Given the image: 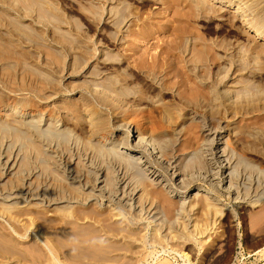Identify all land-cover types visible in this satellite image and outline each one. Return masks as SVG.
Returning <instances> with one entry per match:
<instances>
[{"label": "rangeland", "instance_id": "rangeland-1", "mask_svg": "<svg viewBox=\"0 0 264 264\" xmlns=\"http://www.w3.org/2000/svg\"><path fill=\"white\" fill-rule=\"evenodd\" d=\"M251 25L264 30V0H0V264H264V40ZM129 127L161 143L163 166L195 187L191 207L104 227L84 218L94 206L43 208L83 196L68 172L92 184L101 169L83 151L106 152L97 136L131 144ZM218 133L228 193L206 178ZM21 193L26 208L4 201Z\"/></svg>", "mask_w": 264, "mask_h": 264}, {"label": "bare ground", "instance_id": "bare-ground-1", "mask_svg": "<svg viewBox=\"0 0 264 264\" xmlns=\"http://www.w3.org/2000/svg\"><path fill=\"white\" fill-rule=\"evenodd\" d=\"M238 10L236 9L235 12ZM234 12V13H235ZM250 32L254 33L257 38L264 40V30L256 25H251L249 28ZM13 113L19 115L17 108L12 107ZM27 116V115H26ZM27 118V117H25ZM50 121L53 122L54 126L60 127V120L58 117H50ZM131 135V144H117L113 141H108L107 139L97 136L96 140L98 142H103V147H105L106 152L96 151L86 149L83 151L81 158L84 164L91 168H100V173L94 182L89 183L86 181V175H76L73 169L68 172L69 182L73 186H77L80 190L84 191L83 196L78 198H71L65 200L60 198L59 201H46L44 200L43 208L51 211L53 206H61L62 204L68 205H80L85 206V210H89L90 207L94 206L98 210L99 216H86L84 218L92 221L93 225L104 227L108 222H121L120 224L128 221L133 225L136 220H141L149 225L153 223H161L163 218L158 211V205H167L170 212H174L176 216L181 215L186 206H190V199L192 198L191 192L195 189L194 186L189 183L186 185L184 176H181L180 172L169 171V168L163 166L161 162L162 156V145L161 143H156L155 139L151 135H146L147 133H142L138 128L127 129V132ZM218 133L213 136L210 141H212V148L203 149L204 157L208 165V173L206 178H209V185L214 189L219 188L222 192L228 193L233 189L232 174L227 171L230 170L231 157L228 153L223 150V145L225 144V136ZM74 145V144H73ZM72 145V146H73ZM44 147L48 151L58 157L63 156L58 149V145L55 141H44ZM77 147L76 145L73 147ZM61 154V155H60ZM160 155V156H159ZM9 160L4 164L6 166V171L12 172L16 169L15 164L9 163ZM176 163V162H175ZM229 165V166H228ZM107 166V167H106ZM137 167L138 171L135 170ZM15 167V168H14ZM112 171V180L110 181L107 176L106 169ZM221 168L226 169L225 171ZM143 173L151 184L152 190L150 197L145 195V191L142 187V180L138 176V173ZM200 173V172H198ZM203 174V173H202ZM201 174V175H202ZM169 178L175 177V183H172ZM202 178V176H199ZM180 189H186L188 192H181L177 190L176 186L181 185ZM78 188V189H79ZM197 193L194 197H206L208 203L205 208L207 210L214 209L217 204H219L215 196H209V193L198 187L196 188ZM167 195L175 200H167ZM23 198L18 197L15 194H10L5 197V202H12L13 200H22L23 208L31 205V201L25 198L26 194L20 195ZM176 199H178L176 201ZM167 200V201H166ZM55 201V203H53ZM247 199H244V203ZM18 204V203H17ZM15 203V205H17ZM191 207V206H190ZM132 212L130 217H125L124 211Z\"/></svg>", "mask_w": 264, "mask_h": 264}]
</instances>
